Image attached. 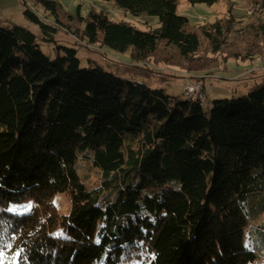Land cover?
Wrapping results in <instances>:
<instances>
[{"label": "trees", "instance_id": "1", "mask_svg": "<svg viewBox=\"0 0 264 264\" xmlns=\"http://www.w3.org/2000/svg\"><path fill=\"white\" fill-rule=\"evenodd\" d=\"M27 1L24 17L55 43L58 0ZM114 1L159 26L140 30L92 11L65 13L77 22L66 28L82 41L130 49L133 61L161 42L194 59L200 31L216 54L223 46L237 59L264 52V0H252L260 8L245 19L233 14L199 30L178 14L179 0ZM82 165L98 170L97 185L81 178ZM57 193L69 196L67 213L52 201ZM250 194L264 202V85L207 109L82 67L74 47L56 45L50 59L33 32L0 27V264H253L243 239ZM25 202L32 207L21 212Z\"/></svg>", "mask_w": 264, "mask_h": 264}, {"label": "rangeland", "instance_id": "2", "mask_svg": "<svg viewBox=\"0 0 264 264\" xmlns=\"http://www.w3.org/2000/svg\"><path fill=\"white\" fill-rule=\"evenodd\" d=\"M58 2L63 24L62 26L57 24L58 27L54 33L55 43L42 41L39 25L24 17L23 10L26 7L32 8L28 1L27 4H24L22 0H0V27L17 25L33 32L40 50L50 59L56 57V45L74 47L82 67L98 65L129 81L143 82L152 88H163L171 96H181L192 100L194 98L185 93L187 87L200 85L199 90L203 98L199 97V101L202 107H207V109L212 107L213 100L238 97L264 85V52L259 55L257 47L255 50L259 52L258 55L249 60L231 57L230 53L234 54L235 51L226 49L225 46L220 49L219 54H216L211 52L208 41L200 31L201 45L194 59L188 60L181 57L175 48L161 42L157 52L149 59L133 61L130 49L120 52L107 46H100V42L82 41L66 28V25H71L74 29L77 25L76 20L68 21L64 18V14L76 15L79 13L86 17L92 11H103L111 20L128 22L140 30L159 26L156 16L125 11L119 8L114 0H58ZM259 8L260 5L252 3V0H220L214 4H191L188 0H179L177 12L188 18L191 29L199 30V27L209 25L216 20L224 23L227 21V17L230 18L233 14L238 19H245ZM35 11L46 23H52L55 19L54 16L47 14L42 6H36ZM234 33L235 29L229 32L231 35ZM246 39L247 36L239 44L240 48L244 47L242 44ZM191 70L196 72L192 73ZM78 171L89 187L99 183V173L96 168L83 166L79 167ZM52 201L60 213H67L70 199L66 193L55 194ZM29 204L30 202H25L22 204L24 206L18 208L23 209L21 212H25L27 211L26 206ZM242 204L248 219V224L243 232L245 245L256 254L253 264H264V202L262 194H250L246 196Z\"/></svg>", "mask_w": 264, "mask_h": 264}, {"label": "built area", "instance_id": "3", "mask_svg": "<svg viewBox=\"0 0 264 264\" xmlns=\"http://www.w3.org/2000/svg\"><path fill=\"white\" fill-rule=\"evenodd\" d=\"M199 89H200V85H197L196 87L188 86L185 93L187 95H197L198 100H200L199 97L203 98V95H201V92Z\"/></svg>", "mask_w": 264, "mask_h": 264}, {"label": "snow or ice", "instance_id": "4", "mask_svg": "<svg viewBox=\"0 0 264 264\" xmlns=\"http://www.w3.org/2000/svg\"><path fill=\"white\" fill-rule=\"evenodd\" d=\"M31 207H32V205L29 204V205L26 206V209H27V210H30ZM9 211H13V209H9ZM3 255H4V253H3V252H0V256H3ZM17 255H19V254H17Z\"/></svg>", "mask_w": 264, "mask_h": 264}, {"label": "bare ground", "instance_id": "5", "mask_svg": "<svg viewBox=\"0 0 264 264\" xmlns=\"http://www.w3.org/2000/svg\"><path fill=\"white\" fill-rule=\"evenodd\" d=\"M189 97H193L194 99H192V100H198V97H197V95H188ZM201 103V102H200Z\"/></svg>", "mask_w": 264, "mask_h": 264}]
</instances>
